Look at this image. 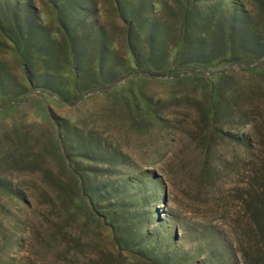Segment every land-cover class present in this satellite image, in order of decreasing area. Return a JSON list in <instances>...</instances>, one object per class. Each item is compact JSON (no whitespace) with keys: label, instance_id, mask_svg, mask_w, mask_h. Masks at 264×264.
I'll return each mask as SVG.
<instances>
[{"label":"rangeland","instance_id":"rangeland-1","mask_svg":"<svg viewBox=\"0 0 264 264\" xmlns=\"http://www.w3.org/2000/svg\"><path fill=\"white\" fill-rule=\"evenodd\" d=\"M0 264H264V0H0Z\"/></svg>","mask_w":264,"mask_h":264},{"label":"trees","instance_id":"trees-1","mask_svg":"<svg viewBox=\"0 0 264 264\" xmlns=\"http://www.w3.org/2000/svg\"><path fill=\"white\" fill-rule=\"evenodd\" d=\"M229 53H231V50L230 49L226 50L224 55H227ZM218 58L217 57H214L212 60H218Z\"/></svg>","mask_w":264,"mask_h":264}]
</instances>
